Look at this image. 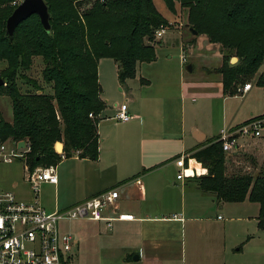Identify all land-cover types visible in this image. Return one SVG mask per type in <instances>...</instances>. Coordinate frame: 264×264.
Wrapping results in <instances>:
<instances>
[{
  "label": "crops",
  "instance_id": "obj_1",
  "mask_svg": "<svg viewBox=\"0 0 264 264\" xmlns=\"http://www.w3.org/2000/svg\"><path fill=\"white\" fill-rule=\"evenodd\" d=\"M193 50L190 44L180 43L183 53L178 65H159L155 58L137 66L135 77L124 83L125 90L119 83L115 85L127 101L121 104H126V112L132 117L128 122L113 120L118 105L109 104L108 89L114 81L105 84L106 93L101 89L105 109L97 125L99 149L95 161L77 156L62 158L55 166L56 184L41 185L37 197L25 180V170L20 180L0 183L1 191L12 187L18 201L38 202L50 213L66 210L103 191L116 190L118 198L104 215L115 219L111 229L105 222L93 221L63 222L68 224L66 229L62 223L59 225L62 233L72 236L76 258L86 249L102 256L101 264H185L186 258L191 264H217L221 262L223 235L230 223L236 224L237 239H251L249 235L255 228L264 232L258 228V204L247 200L218 201L214 193L197 187L193 178L199 175L195 171V175L185 176L189 181L176 178L181 171L176 159L183 158L184 167L191 169V163L197 162L189 158L191 151L216 141L221 130L232 132L245 122L264 116V88L255 82L245 83L250 88L242 96H236L237 89L245 84L237 86L236 93L230 96L224 94L220 76L214 80L219 84V98L213 99L209 89L214 82L209 77L186 80L181 68L189 65L193 73V64L187 60L188 64L182 63L181 56ZM218 55L222 59L220 48ZM143 64L154 66V78L142 79L139 74ZM115 67L117 73L116 64ZM138 75L140 79L136 80ZM214 100L219 101L218 105ZM216 115L218 122H214ZM235 138L238 146L225 153L228 159L259 171L264 137ZM67 160L74 161L60 169L59 164ZM13 164H1L0 172L6 174ZM24 186H28L31 197L22 195ZM219 212L230 218L223 222ZM232 213L236 216L232 217Z\"/></svg>",
  "mask_w": 264,
  "mask_h": 264
},
{
  "label": "trees",
  "instance_id": "obj_2",
  "mask_svg": "<svg viewBox=\"0 0 264 264\" xmlns=\"http://www.w3.org/2000/svg\"><path fill=\"white\" fill-rule=\"evenodd\" d=\"M18 1L0 0V61L6 63L0 71V92L9 98L12 109L11 122L0 113V141H24L30 150L23 162L30 168L56 166L62 158L75 156L95 161L97 125L105 109L99 59H112L118 82L124 84L135 77L138 64L155 60L153 36L169 24L153 0H43L51 32L44 31L32 15L17 26L9 41L5 23L16 7L12 3ZM176 1L187 9L189 32L219 45L225 95L233 96L237 84L244 85L260 69L255 84L264 88V0H162L171 13ZM36 57L42 59L41 80L50 92L25 75ZM230 57L238 61L230 65ZM18 79L30 86L25 93ZM57 142L63 145L61 154L54 149ZM223 155L217 140L191 151L189 158L207 169L206 175L193 178L197 187L225 203L258 204V228L264 230V158L255 177L223 176Z\"/></svg>",
  "mask_w": 264,
  "mask_h": 264
},
{
  "label": "built area",
  "instance_id": "obj_3",
  "mask_svg": "<svg viewBox=\"0 0 264 264\" xmlns=\"http://www.w3.org/2000/svg\"><path fill=\"white\" fill-rule=\"evenodd\" d=\"M14 5L17 6L16 3ZM166 30V27H160L154 35L159 38ZM181 60L186 63L184 54ZM249 88L250 84H245L237 89L236 96H242ZM131 119L126 112V104L119 105L113 120L125 123ZM235 135L238 138H263L264 117L251 119L232 132L221 130L216 140L221 142L224 153L237 148ZM21 142L24 143L23 148L19 147ZM29 150L24 141H0V165L22 162L25 180L37 197L41 185H54L57 177L55 166L30 168L25 165L23 161ZM175 164L181 169L176 177L179 180L184 179L189 170L195 171L184 167L183 158L176 159ZM117 198L116 190L103 191L66 210L50 213L38 202L24 203L18 201L12 192L0 190V264H66L72 256L73 238L62 233L59 225L63 222L93 221L105 222L106 227L111 229L115 219L104 215Z\"/></svg>",
  "mask_w": 264,
  "mask_h": 264
},
{
  "label": "rangeland",
  "instance_id": "obj_4",
  "mask_svg": "<svg viewBox=\"0 0 264 264\" xmlns=\"http://www.w3.org/2000/svg\"><path fill=\"white\" fill-rule=\"evenodd\" d=\"M16 3V2H15ZM15 3H12L14 5ZM20 2L18 1L16 4L18 5ZM154 6L156 7L157 11L162 15V17L168 22L169 27L166 30L165 34L159 38L155 35L153 36L155 44V56L157 58V63L159 65L168 63L172 68L180 62V55L183 51H180V43H184L185 46L190 44L193 46L194 50L185 56L188 63L193 64V73L186 70V65L181 68L185 79L187 80H198L203 78L204 76L209 77L211 80L217 79L221 75L219 74V69L222 65V59L219 58L218 55V48L219 45L211 44L208 42L207 38L203 35L194 36L192 32H189L187 27V9L181 8L179 3L176 1L175 3V12L171 13L168 11L162 2V0H153ZM190 55V58L187 57ZM188 58V59H187ZM236 57L229 58V64H235L238 59L236 58L235 63H231V59ZM186 61V63H187ZM98 78L99 83L102 85L101 88L105 91V84H110L113 79V84L109 86V98H110V105H113L115 102L117 105H121V103L127 102L125 97L122 95L121 92L118 91V88L115 89V85L119 82L117 79L116 67L114 61L110 58H101L98 61ZM187 63V64H188ZM185 64V63H184ZM139 65V64H138ZM137 65V66H138ZM6 67V63L4 61H0V71H2ZM137 68V67H136ZM43 69L42 59L40 57H36L32 61V66L28 72H25L28 78L35 80L40 87H43V91L50 92L51 89L49 86H46L41 80V71ZM261 69L255 73L251 78L246 79L245 83L256 82L260 75ZM142 76V79L146 81L154 78V66H147L143 64L142 66V73L139 74ZM138 75L137 79H140ZM127 82V81H126ZM190 82V81H189ZM135 83V82H130ZM137 83V82H136ZM120 84V83H119ZM213 87L209 89V93H212V98L217 99L219 97L216 96V92L219 89V84L214 82L212 83ZM124 90V84H120ZM134 85V84H132ZM237 86H240L237 84ZM18 87L22 93H25L26 89H29L30 86L24 83L22 80L18 79ZM32 92L34 90L30 89ZM107 91V92H108ZM39 94V92H36ZM106 93V91H105ZM108 94V93H107ZM200 96V95H196ZM189 102V101H188ZM214 103H219V101L214 100ZM0 113L1 117L5 122H11L12 120V109L11 103L9 98L6 96L4 92H0ZM214 122H218V115L214 117ZM61 143V142H57ZM56 144V143H55ZM54 144V145H55ZM62 144V143H61ZM56 151V150H55ZM58 153V152H57ZM60 153V152H59ZM58 153V154H59ZM222 163L220 164V168H222L223 176H230L232 174L235 175H250L255 177L259 174L260 170L254 169L249 164L246 163H238L237 161H231L228 159V156L223 155ZM70 161L74 160H67L66 162L59 164L62 165L61 168L66 167ZM237 163V164H236ZM236 164V165H235ZM202 166V165H201ZM10 171L6 174L0 172V183H4L5 185L15 182L16 180H20L21 177L24 176V165L20 161H15L12 166H10ZM203 168V167H202ZM249 168V172L248 171ZM204 169V168H203ZM206 174H207V169ZM197 175V172L195 171ZM205 174V175H206ZM204 176V175H203ZM186 181H189V177L185 178ZM8 190L10 192H14L12 187L3 189ZM21 193L24 197L30 196L28 186H24L21 188ZM31 203V202H30ZM33 203V202H32ZM224 218L223 222H226L227 218H230L229 215L219 212ZM235 213H232V217H235ZM68 224L62 223V227L66 229ZM236 231V224L230 223L228 225L227 233L223 235V251L221 262H217V264H264V232H260L255 228L252 234L249 235L251 239H237L235 238L234 234ZM244 240H248L245 241ZM238 248H241L240 252H237ZM71 256V259L66 264H101L102 256L93 253L91 250H84L80 257ZM185 264H191V261L186 258Z\"/></svg>",
  "mask_w": 264,
  "mask_h": 264
},
{
  "label": "water",
  "instance_id": "obj_5",
  "mask_svg": "<svg viewBox=\"0 0 264 264\" xmlns=\"http://www.w3.org/2000/svg\"><path fill=\"white\" fill-rule=\"evenodd\" d=\"M32 15H36L39 18L40 24L44 31L47 33L51 32L50 26V15L48 8L43 0H21L20 3L15 7L13 12L7 18L5 23V31L8 36L9 41H12L13 34L17 26L25 21ZM194 36H196L195 31H191ZM236 58L231 59V63H235ZM186 70L191 72V66H187ZM3 81L0 79V86H2ZM19 147L23 148L24 143H19ZM60 147V153L63 151V145L61 143H56L54 149L57 150ZM57 152V151H56Z\"/></svg>",
  "mask_w": 264,
  "mask_h": 264
},
{
  "label": "bare ground",
  "instance_id": "obj_6",
  "mask_svg": "<svg viewBox=\"0 0 264 264\" xmlns=\"http://www.w3.org/2000/svg\"><path fill=\"white\" fill-rule=\"evenodd\" d=\"M192 164V166H191V169H194L196 172H197V175H203L204 173H205V170L199 165V164H197V162L195 163V162H192L191 163ZM186 175H195L194 174V172H192V171H188V172H186Z\"/></svg>",
  "mask_w": 264,
  "mask_h": 264
}]
</instances>
